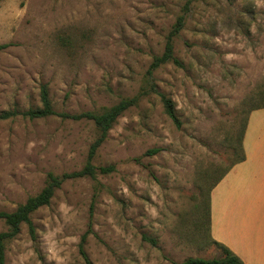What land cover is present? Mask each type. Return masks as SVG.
I'll return each instance as SVG.
<instances>
[{"label": "rangeland", "instance_id": "374dc122", "mask_svg": "<svg viewBox=\"0 0 264 264\" xmlns=\"http://www.w3.org/2000/svg\"><path fill=\"white\" fill-rule=\"evenodd\" d=\"M185 3L178 63L149 73ZM0 44V114L15 112L0 118L1 210L49 172L85 164L96 129L61 113L138 98L92 158L114 170L66 179L32 213L35 238L22 225L7 242L6 264H86L80 243L91 264L216 255L203 236L208 192L233 164L247 112L264 104V0H0ZM41 85L55 114L23 116L40 106Z\"/></svg>", "mask_w": 264, "mask_h": 264}, {"label": "trees", "instance_id": "16d2710c", "mask_svg": "<svg viewBox=\"0 0 264 264\" xmlns=\"http://www.w3.org/2000/svg\"><path fill=\"white\" fill-rule=\"evenodd\" d=\"M187 3L183 7V12L177 16L175 22L173 23L171 30L166 36V41L164 44V49L160 55L154 56L148 72L155 69L160 64L168 61L178 63V59L173 53V38L178 34V32L183 28L185 23V18L187 15ZM7 44H0V49L6 47ZM40 106L29 108L22 112V115L30 119L46 117L55 114L52 108V103L48 95V90L45 85L40 86L39 91ZM138 98L137 96L123 97L111 106L102 108L99 111H82L80 113L67 114L61 113L62 116L69 117L73 120L85 119L93 123L96 129V137L92 141L88 149L87 160L83 167L77 171L65 172L60 175L53 174L49 172L46 177V182L39 192L26 198L23 203H20L11 211L0 209V220L5 224V230L0 231V264H6L5 261V249L6 244L11 239H13L21 229L22 225H26L28 233L32 239L35 238V227L31 219L32 213H34L38 208L48 205L55 190L61 186V184L68 178L84 177L88 176L94 178L96 174H106L114 170V165L110 164L107 166L95 165L92 163V158L94 157L97 149L106 139L108 131L112 128L113 124L116 122L117 118L130 106L136 104ZM161 100L163 102L164 111L175 123H178V118L170 98L161 94ZM264 104L255 105L249 111L263 107ZM248 111V112H249ZM247 112V113H248ZM14 111H6L0 114V118H7L13 116ZM246 125V119L243 123V128L239 135V144L232 146V154L235 156L233 164L244 159V152L242 148V137ZM156 149H151L154 152ZM230 168V167H229ZM227 168L224 170L212 184L208 192V204H207V216H208V226L207 232L203 234L206 246H211L215 249L216 255L212 257H202V256H190L185 258L180 262H175L174 264H243L242 260L234 254L226 245L213 239L210 234V190L216 184V182L228 171ZM82 239L81 242H83ZM80 251L86 260V264H91L87 256L82 249V243H80Z\"/></svg>", "mask_w": 264, "mask_h": 264}, {"label": "crops", "instance_id": "0c3cea01", "mask_svg": "<svg viewBox=\"0 0 264 264\" xmlns=\"http://www.w3.org/2000/svg\"><path fill=\"white\" fill-rule=\"evenodd\" d=\"M242 148L210 190V234L243 264H264V106L247 113Z\"/></svg>", "mask_w": 264, "mask_h": 264}]
</instances>
